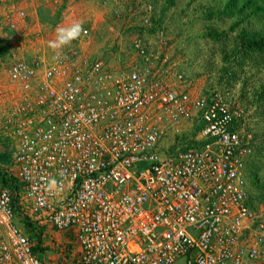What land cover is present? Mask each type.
I'll return each mask as SVG.
<instances>
[{"label": "built area", "instance_id": "2783aa9c", "mask_svg": "<svg viewBox=\"0 0 264 264\" xmlns=\"http://www.w3.org/2000/svg\"><path fill=\"white\" fill-rule=\"evenodd\" d=\"M132 44L139 60L121 72L77 48L43 64L0 57L19 93L0 120V264H49L45 230L71 236L77 264H264L242 111L193 96L169 56ZM184 121L199 126L190 146Z\"/></svg>", "mask_w": 264, "mask_h": 264}, {"label": "rangeland", "instance_id": "374dc122", "mask_svg": "<svg viewBox=\"0 0 264 264\" xmlns=\"http://www.w3.org/2000/svg\"><path fill=\"white\" fill-rule=\"evenodd\" d=\"M36 2L39 21L24 20V33L15 39L11 53L16 57L38 59L42 64L53 60L55 53L48 41L54 38L57 25L80 20L88 35L64 47L60 55L77 48L83 59L102 58L110 68L122 70L137 60L133 39L143 38L150 53L167 55L179 65L193 95L218 92L242 111L238 128L248 136L251 148L245 162V189L250 205L256 211L264 208V163L256 171L252 166L254 154L264 145V60L239 49L241 38L237 36L241 27L260 28L263 21L235 24V17L220 14L225 0ZM6 77L0 74V120L19 96ZM182 129L179 146L190 143L196 130L189 121H184ZM253 175L258 177L256 182ZM261 249L264 254V245Z\"/></svg>", "mask_w": 264, "mask_h": 264}, {"label": "crops", "instance_id": "0c3cea01", "mask_svg": "<svg viewBox=\"0 0 264 264\" xmlns=\"http://www.w3.org/2000/svg\"><path fill=\"white\" fill-rule=\"evenodd\" d=\"M36 4V0H0V57L3 60V66H6L9 61L16 58L11 53H13L12 50L16 47L15 39L24 33L22 31L24 20L29 22L35 21V24L38 23L39 20L35 9ZM20 12H23V16ZM177 68L180 69L179 65H177ZM2 73L4 74L5 72L3 68H0V74ZM6 78L10 82L8 77ZM44 234L46 235L42 243L45 246L43 256L49 264H77L78 256L76 252L78 248L77 245L71 246L70 235L47 230L44 231Z\"/></svg>", "mask_w": 264, "mask_h": 264}, {"label": "trees", "instance_id": "16d2710c", "mask_svg": "<svg viewBox=\"0 0 264 264\" xmlns=\"http://www.w3.org/2000/svg\"><path fill=\"white\" fill-rule=\"evenodd\" d=\"M221 15H225L227 17H235V24L238 23L240 25L244 21H263V24L260 28L252 29L251 27H241L238 30L237 36L241 38V47L239 49H243L246 52L253 53L254 56L259 57V60H264V0H225L222 9L220 10ZM1 141V140H0ZM1 143V142H0ZM9 153L5 151L3 146L0 144V163H5L9 160ZM254 160L252 166L255 168H259L261 164L264 163V145L261 147V150L254 154ZM1 170V169H0ZM6 179L4 175V171L0 172V183H2ZM258 177L253 175V180L257 181ZM264 188V185H263ZM248 203L250 204L249 200ZM18 209V207L16 208ZM23 223V227L30 231L29 236L32 234H37L35 232L34 226L25 219H21ZM38 243L42 244L43 239L40 237L37 238ZM45 246L36 247L41 254L45 251ZM34 248V247H33ZM34 250H36L34 248ZM40 254V253H39Z\"/></svg>", "mask_w": 264, "mask_h": 264}, {"label": "clouds", "instance_id": "9594fccd", "mask_svg": "<svg viewBox=\"0 0 264 264\" xmlns=\"http://www.w3.org/2000/svg\"><path fill=\"white\" fill-rule=\"evenodd\" d=\"M20 14H21V12H20ZM22 16H23V14H22ZM84 28H83V23H82V21H80V20H71V21H69V22H66V23H61V24H59V25H57V27H56V29H55V35H54V38L53 39H51V40H49L48 41V47L51 49V50H53V52L55 53V56H54V59H56V58H58L59 57V55H60V50H62L64 47H66V46H68V45H70L73 41H75V40H77V39H79L80 37H81V35L84 33ZM88 35V34H87ZM86 35V36H87ZM83 37H85V36H83ZM139 38V37H138ZM140 39H143V38H140ZM143 41H144V39H143ZM147 45V44H146ZM147 47V46H146ZM71 50H73V49H71ZM163 55V54H162ZM95 59H102V58H98V57H96V58H93L92 60H95ZM86 61H92V60H88V59H85ZM139 60V57H137V60L136 61H138ZM136 61H134V63L136 62ZM105 62V61H104ZM106 63V62H105ZM175 66H176V69H178L177 68V64H176V62H175ZM110 68V67H109ZM128 68V65H126V67H124V69H118V70H115V69H112V68H110V69H112V70H115L116 72H121V71H123V70H126ZM179 70V69H178ZM180 71V70H179ZM182 72V71H181ZM188 88H189V90H190V92H191V89H190V86H188ZM192 95H193V93H192ZM208 95H210V94H208ZM208 95H205V96H208ZM193 96H195V95H193ZM196 96H198V95H196ZM199 96H202V94L201 95H199ZM184 123V122H183ZM183 123H182V125H183ZM192 126V125H191ZM194 126V125H193ZM195 128H196V130L194 131V133H193V137L191 138V142L190 143H187V144H185V145H187V146H190L191 144H194V143H196V141H195V135H196V132H197V130H198V128H199V126L198 125H196V126H194ZM183 130L184 129H182V132H183ZM181 132V133H182ZM185 132V131H184ZM180 133V134H181ZM180 134L179 135H177V138H179L180 137ZM0 144L3 146V147H5V146H7L8 145V143H7V141H5L6 139L5 138H2V137H0ZM57 186V181L55 180V179H53V180H51V181H49V184H48V187H49V189H53V188H55ZM43 247V246H42Z\"/></svg>", "mask_w": 264, "mask_h": 264}]
</instances>
